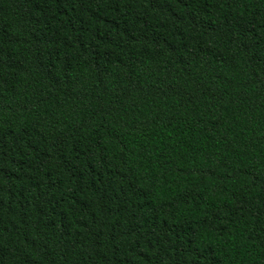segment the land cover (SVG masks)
<instances>
[{
    "label": "trees",
    "instance_id": "16d2710c",
    "mask_svg": "<svg viewBox=\"0 0 264 264\" xmlns=\"http://www.w3.org/2000/svg\"><path fill=\"white\" fill-rule=\"evenodd\" d=\"M0 264H264V0H0Z\"/></svg>",
    "mask_w": 264,
    "mask_h": 264
}]
</instances>
